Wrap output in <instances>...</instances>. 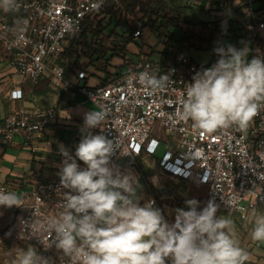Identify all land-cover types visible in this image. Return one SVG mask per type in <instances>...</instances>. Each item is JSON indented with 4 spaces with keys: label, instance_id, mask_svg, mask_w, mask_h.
<instances>
[{
    "label": "built area",
    "instance_id": "2783aa9c",
    "mask_svg": "<svg viewBox=\"0 0 264 264\" xmlns=\"http://www.w3.org/2000/svg\"><path fill=\"white\" fill-rule=\"evenodd\" d=\"M209 1L211 8L215 6L223 11L225 0ZM121 2L11 0L5 4L0 0V64H7L25 84L34 87L46 82L52 93L70 99L81 95L85 102L95 105L98 112L104 114V120L100 127L89 131L117 141L119 149L112 157V164L121 172L128 167H138L139 157L154 155L164 146L165 152L159 161L162 172L207 188L198 211L208 201H214L219 205L218 216L221 212L235 216L248 229L250 212L255 210L261 214L264 209V108L246 130L232 126L212 133L199 131L191 121H181L176 115L180 107L178 100L187 84L193 82L196 72L211 67L219 59L214 49L223 47L222 38L229 37V32L222 22L213 27L218 34L210 40L214 58L208 67L199 66L189 48L172 41L167 60L162 61L158 53V58L154 59L151 52H138L126 57L122 75L114 70L108 83L89 87L84 82L88 78L86 69L71 72L78 68V56L75 49L70 53L69 50L85 25L92 23L96 27L108 19L109 10L120 6ZM202 2L188 0L187 7L199 9ZM256 2L262 5L256 7ZM244 16L253 32L252 39L246 41L250 49L248 60L255 56L264 58V0H245ZM183 24L189 23L184 21ZM145 28L140 23L135 25L132 38L138 40ZM110 33V29H106L95 36L93 46H102L105 36L115 42V36H109ZM205 33L212 32L206 29ZM204 38L207 39V35ZM144 72L157 78L166 76L167 81L162 87L153 88L141 81L140 73ZM10 99L20 104L27 100L20 86L11 90ZM57 121V104L50 103L47 108L17 109L0 127V143L12 145L20 138V146L31 155L33 165L27 172L13 174L0 183V191H14L22 201L20 206L7 207L12 218L0 228V242L27 244L49 264H74L55 244L46 248L54 239V234L51 237L45 230L47 222L60 211L58 204L68 191L61 187L58 175L64 157L60 152L55 157L41 154L48 137L54 134ZM81 138L82 132L66 149L84 169L87 166L75 157ZM152 185L151 180L144 182L146 201L154 200L165 219L174 222L175 218L170 219L160 208L157 197L152 194ZM155 186L161 192L165 190L164 186ZM166 264L171 261L166 260Z\"/></svg>",
    "mask_w": 264,
    "mask_h": 264
},
{
    "label": "clouds",
    "instance_id": "9594fccd",
    "mask_svg": "<svg viewBox=\"0 0 264 264\" xmlns=\"http://www.w3.org/2000/svg\"><path fill=\"white\" fill-rule=\"evenodd\" d=\"M214 51L219 59L196 72L178 100L176 115L204 133L232 126L246 130L264 108V58L255 56L249 61L246 46ZM140 79L153 88L167 81L166 76L157 78L148 72L140 73ZM103 120L102 112L84 116L75 157L86 168L81 169L60 146L64 160L58 175L61 187L68 191L58 204L60 211L47 222L45 230L54 239L46 248L55 244L74 264H166V260L171 264H245L248 254L239 246L235 225L217 215L219 205L214 201L198 211V200H186L188 210L177 208L172 223L154 200L141 206L137 177L112 164L117 141L89 131ZM14 205H22L20 197L14 191H0V206ZM247 219L251 238L264 242V214L253 210ZM16 264L49 262L28 248L21 250Z\"/></svg>",
    "mask_w": 264,
    "mask_h": 264
},
{
    "label": "rangeland",
    "instance_id": "374dc122",
    "mask_svg": "<svg viewBox=\"0 0 264 264\" xmlns=\"http://www.w3.org/2000/svg\"><path fill=\"white\" fill-rule=\"evenodd\" d=\"M175 2V0H173ZM180 2V0H177ZM229 1V0H225ZM241 1V2H240ZM184 8H183V14H185L187 17H194L199 18L203 20L208 21H215L222 19L227 14L231 13V10H227L223 7V11L218 10L215 6L211 8V2L209 0H203L202 2V8L199 9H193L188 7H185L188 5V0H185L184 2ZM220 4V3H219ZM262 5L261 2H256L255 6L260 7ZM233 7H236L235 9H238V11L229 18L232 21L238 20V21H245V3H243L242 0H235L233 2ZM202 9V10H201ZM234 11V10H233ZM130 17V16H129ZM128 17V18H129ZM141 17V15H139ZM226 21H220L219 23H223L227 29V26L230 24V20ZM138 23H134V25H138ZM219 23H213L211 27L208 26V24L203 25H192V24H181V27L183 28V31L188 32L187 35L190 36V39L183 40V33L181 31H178L176 33V42H179L184 47L189 48V52L194 59V61L199 64L201 67H208L214 58L213 49L210 48V40L212 37H215L218 33H216L215 28L219 25ZM141 26H143V23H140ZM124 27H119L118 31H124ZM206 29H210L212 33H205ZM112 31V29H110ZM227 31V30H226ZM145 33L138 39L134 40L132 44L129 45V53L124 54L121 50L117 53L118 55L114 56L109 63H105V60H100L95 62V64H91V60L85 61L87 57H79L78 59V66L82 69H86L87 72L95 73V69L101 70V69H107V72L111 74L109 79L113 76L112 71L116 70L117 72L124 68L126 65V57L134 56V53H147L151 52L154 59H157V53L159 51L163 50V46L157 42V40L152 36L150 30L148 28H145ZM228 32V31H227ZM132 34V33H131ZM224 34V33H220ZM227 34H230L229 37H223V47H227L229 45L234 46L236 48H243L248 47L246 45V42L244 40V33L241 31L236 32H229ZM207 35V39L204 38V36ZM116 43V42H113ZM112 43L111 39L109 37L105 36L104 40V52H106V58H109L111 56L112 51L111 48L114 47V44ZM171 44V42H170ZM200 46V47H199ZM99 54V52L97 53ZM77 56L79 54L77 53ZM133 61V59L131 60ZM119 67L121 68L119 70ZM6 70V72H10L11 74H8L7 76V82L9 88L13 87L16 84H21L23 82V78L15 73L13 70H10L7 68V64H0V71ZM102 71V70H101ZM7 89V87H6ZM1 91L5 90V87H2L0 89ZM52 93H46L44 94V98H40L37 96H31V104L37 105L41 108H47L50 104V102L53 101L54 96L51 95ZM81 96V95H80ZM83 97H78L74 99L73 103L79 102ZM0 109L3 110L4 106L0 102ZM165 152V147L162 146L154 155L151 156H142L137 159V166L135 168L128 167L125 171H122L123 173L131 172L134 174L137 179L142 178V183L140 184V188L138 190V195L142 197L140 200L141 206L145 203L146 199H148V196L146 195L144 191V182L151 180L154 183V180L156 182L154 183V186L152 185L151 190L152 194L157 197L158 203L160 208L165 212L166 216L170 217V214L172 217H175V210L177 208H183L186 209L185 201L188 199H196L199 202H202L205 196V191L202 190L200 192H193L196 187V183L193 182H187L182 179H179L178 177L172 176L170 174L164 173L159 168V161L162 158L163 154ZM6 161L9 164H12V161ZM5 164H7L5 162ZM155 185H161L165 187V190L161 192ZM202 185L198 186V190H200ZM150 196V195H149ZM219 216L225 217V218H231L227 215H223L221 212ZM235 225V231H236V238L238 240L239 246L244 249L247 247L246 242V232L244 230H241L239 226L236 225L235 222H233ZM8 246H11L14 251H10L8 249ZM26 246L30 248L29 245L24 243H10V242H0V264H16L13 263V259L16 260L18 256L21 254V250H27ZM253 246H255V243L253 242ZM37 252V251H36ZM11 253V256L10 254ZM13 253V255H12ZM38 254V252H37ZM15 255V256H14ZM39 255V254H38Z\"/></svg>",
    "mask_w": 264,
    "mask_h": 264
},
{
    "label": "trees",
    "instance_id": "16d2710c",
    "mask_svg": "<svg viewBox=\"0 0 264 264\" xmlns=\"http://www.w3.org/2000/svg\"><path fill=\"white\" fill-rule=\"evenodd\" d=\"M235 0L225 1L224 8L227 10H235L233 7V2ZM245 3V0H242ZM241 2V1H240ZM175 3L179 6V10L175 9L169 0H122L121 5L109 10L108 19L100 22L96 27L93 24H87L83 27L81 34L73 41L69 53L75 49L74 52L78 53L76 61L79 57H87L91 60V64L100 60H105V63L109 61L121 50L124 54L129 53V45L134 42L132 38L131 31L134 28V23L142 22L144 27H147L152 36L157 40L159 44L163 46V50L159 51L158 54L162 61L167 60L170 57L169 48L170 42L176 40V33L181 31L183 33V40L190 39L187 35L188 32L183 31L181 24L184 23V18L181 13H183L184 5L179 4L177 0ZM220 3V2H217ZM187 7V6H185ZM141 15V17H139ZM130 16V17H129ZM129 17V18H128ZM194 18V17H193ZM196 19V18H194ZM248 21H232L227 26L228 32L241 31L244 33L245 42L252 39V30L249 29ZM204 26H206L204 24ZM119 27H124V31H118ZM106 29H112L110 35H114L116 38V43L114 47L111 48V56L106 58V52H104V45L99 48L94 47V37L102 34ZM99 52V54H97ZM134 55L136 53L132 52ZM1 54V51H0ZM121 68L119 67V70ZM105 75L104 84L109 82L110 73L107 69H101ZM123 69L118 72V75H122ZM26 91H29L37 96H42L49 93V89L46 82H42L37 86L32 87L31 85H24ZM139 183H142V178H139ZM201 184H196L195 190L193 192L205 191L207 188L202 185L203 188L198 190V186ZM205 200V196L203 197ZM203 200V201H204Z\"/></svg>",
    "mask_w": 264,
    "mask_h": 264
},
{
    "label": "crops",
    "instance_id": "0c3cea01",
    "mask_svg": "<svg viewBox=\"0 0 264 264\" xmlns=\"http://www.w3.org/2000/svg\"><path fill=\"white\" fill-rule=\"evenodd\" d=\"M185 0H180L179 4H185ZM193 18V17H190ZM199 19V18H196ZM85 61H89V58L84 59ZM76 67L73 71V74L79 69ZM11 73H4L0 71V89L5 87V90H0V102L4 106V109H0V127L3 124V121L10 115L13 111L20 108H30L37 105L31 104V96H37L29 91H26L24 85H28L25 83L16 84L13 87L9 88L7 82V75ZM73 78V77H72ZM105 75L101 70H96L95 73L88 72V78L84 81L85 84L89 87H95L100 82L104 83ZM16 86H20L26 94V101L23 103H19L17 101H12L10 99V93L13 88ZM7 87V89H6ZM49 93H52L51 91ZM54 96L53 101L50 103L57 104V125L54 130V134L48 137V141L45 142L42 148V155L55 157L58 152H60V146L63 145L65 148H69V144L75 143L82 132V124L84 123V116L87 112L94 111L98 112V109L90 102H85V99L82 98L79 102L73 103L74 99L78 97H82L77 95L74 99H70L62 94L52 93ZM45 95L37 96L44 98ZM21 139L17 138L15 143L12 145H3L0 143V183L7 181V179L13 174H19L23 172H27L33 165L31 163L32 157L28 152L23 150L20 146ZM6 159L12 164H9ZM5 162L7 164H5ZM0 228H2L10 219L12 218V212L9 208L4 207L0 209ZM261 214H264V209ZM229 216V215H227ZM233 222L236 223L237 226L240 227L241 230L246 232V242L247 247L244 250L248 254V260L245 264H264V242L254 241L251 238V227L245 229L241 223L236 220L235 216H229ZM170 219L172 217L170 214ZM253 242L255 246H253ZM28 249L29 247L26 246ZM10 251H14L11 246H8ZM11 256V253H9ZM13 255V253H12ZM15 256V255H14ZM13 263H16V260L13 259ZM3 264V263H2ZM5 264V263H4Z\"/></svg>",
    "mask_w": 264,
    "mask_h": 264
},
{
    "label": "water",
    "instance_id": "95a60500",
    "mask_svg": "<svg viewBox=\"0 0 264 264\" xmlns=\"http://www.w3.org/2000/svg\"><path fill=\"white\" fill-rule=\"evenodd\" d=\"M171 5L180 11L179 6L173 1V0H169ZM238 11V9H235L234 11H232L231 13L227 14L225 17H223L222 19L219 20H215V21H208V20H203V19H194V18H190L187 17L185 14L181 13L182 17L184 18V21L192 24V25H203V24H209V23H219L220 21H224L227 20L229 18H231L232 15H234L236 12Z\"/></svg>",
    "mask_w": 264,
    "mask_h": 264
}]
</instances>
